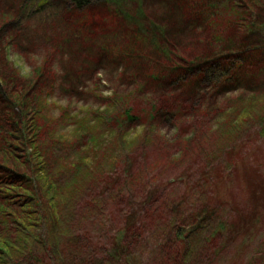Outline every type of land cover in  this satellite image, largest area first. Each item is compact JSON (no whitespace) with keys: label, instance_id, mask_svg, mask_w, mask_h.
<instances>
[{"label":"trees","instance_id":"1","mask_svg":"<svg viewBox=\"0 0 264 264\" xmlns=\"http://www.w3.org/2000/svg\"><path fill=\"white\" fill-rule=\"evenodd\" d=\"M19 1L10 20L21 17L31 4L43 8L52 0ZM55 1L63 4L65 20L61 22L66 30L55 33L51 56L35 70L34 81L21 85L17 92L14 88L19 83L13 76L0 85V264H62L66 255L70 264H79L82 258L86 264L93 261L91 255L79 254L84 253L80 237L75 246L70 244L76 241L77 232L70 234L66 223L86 207L83 201H71L73 184L63 183L60 167L51 161L56 158L58 162L68 151H75L77 141L53 137L49 120L43 116L47 110L44 96L54 90L51 57L62 44L67 45L75 63L68 69L72 78H80V70L94 72L105 64L120 66L119 81L133 86L126 95L100 97L103 107L84 111L80 123L89 130L82 135L85 151L76 152V161L68 169L76 179L73 188L83 178L82 172L91 171L93 154L100 145L95 134L98 128L108 125L110 132L131 143L126 132L134 125L143 126L148 133L157 121L181 123L190 112L203 110L205 84H211L214 95L238 89L254 96L257 91L264 94V0H151L152 5L157 2L160 6V12L153 13L148 12L153 10L151 5L147 7L149 0ZM69 27L77 31L78 40L70 39ZM184 38H188L185 44ZM94 48L96 53L90 58ZM80 56L94 68L78 65ZM209 170L213 168L200 171L206 175ZM110 179L117 180L111 174L103 176L106 190L112 187ZM89 202L91 207L96 205L95 196ZM127 211L106 250L111 261L126 258L128 247L141 236L140 228L133 226L136 206L131 204ZM204 219H197L189 231L178 228L190 232L183 238L184 251L178 249L174 258L179 264H198L192 259L190 236ZM228 225L241 231L238 221L232 225L220 222L207 242L213 246L217 237L222 240ZM65 237L71 240L65 243ZM128 237L131 240L125 243ZM87 243L92 244L91 239ZM219 245L215 244V251Z\"/></svg>","mask_w":264,"mask_h":264},{"label":"rangeland","instance_id":"2","mask_svg":"<svg viewBox=\"0 0 264 264\" xmlns=\"http://www.w3.org/2000/svg\"><path fill=\"white\" fill-rule=\"evenodd\" d=\"M20 5L19 0H0V85L13 76L19 83L14 92L29 80L34 81L35 70L51 56L55 33L66 30L61 22L65 20L61 2L52 0L43 8L31 4L21 13L22 18L10 20V14ZM150 5L153 10L147 9L148 12H158L157 2L152 5L149 0L147 7ZM69 31L71 40L79 39L77 31L74 33L71 28ZM187 40L182 39L183 44ZM94 53L95 48L90 58ZM15 54L28 63L31 74H18L14 62L8 59ZM78 59V65L94 68L82 56ZM71 61L66 44L51 57L54 90L44 96L47 110L43 116L49 120L53 137L77 141L75 151L60 157L62 167L61 160H51L60 167L63 183L72 182L74 186L76 179L68 169L76 161V152L83 153L86 149L82 135L89 129L80 123L84 111L103 107L100 97L126 95L133 86L119 81L120 66L105 64L94 72L80 70V78H72L68 75L70 64L74 63ZM213 93L211 84H205L201 92L205 96L203 110L190 112L181 123L157 121L148 133L143 126L134 125L126 132L127 138L133 140L131 143L110 132L108 125L98 128L99 135L94 130L100 145L91 153L94 157L91 171L82 172L77 186L69 188L71 201H83L86 209L75 212L65 226L71 229L70 234L77 232L76 241L70 244L75 246L80 237L84 253L79 254L91 255V264H179L174 258L178 249L182 250L183 238L190 235L185 230L189 231L197 219L204 217L199 229L190 236L193 261L264 264V94L257 91L254 96L245 89ZM45 145H49L48 140ZM56 150L52 145V151ZM209 166L213 170L203 176L200 170ZM105 174L117 179H110L114 187L108 190L105 182L102 184ZM94 196L97 204L91 207L87 202ZM131 204L137 208L133 226L140 228V239L128 247L126 258L111 261L106 250L111 248V236L123 225ZM237 221L241 231L228 225L223 241L217 237L215 244L221 245L215 251L214 242L211 246L207 240L216 225L220 222L232 225ZM180 227L185 232L179 231ZM88 239L92 244L87 243ZM70 240L71 237H65L63 242ZM130 240L128 237L125 243ZM85 260L82 258L78 263L86 264ZM61 262L70 264L69 256H64Z\"/></svg>","mask_w":264,"mask_h":264},{"label":"clouds","instance_id":"3","mask_svg":"<svg viewBox=\"0 0 264 264\" xmlns=\"http://www.w3.org/2000/svg\"><path fill=\"white\" fill-rule=\"evenodd\" d=\"M8 59L10 62H14L13 66L18 70L19 75L26 76L31 74L32 69L19 54L9 55Z\"/></svg>","mask_w":264,"mask_h":264}]
</instances>
